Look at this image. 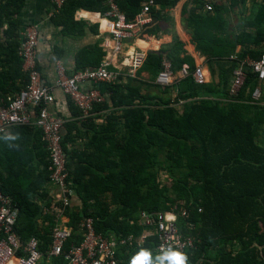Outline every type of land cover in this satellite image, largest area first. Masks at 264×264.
I'll return each mask as SVG.
<instances>
[{
  "label": "trees",
  "instance_id": "obj_1",
  "mask_svg": "<svg viewBox=\"0 0 264 264\" xmlns=\"http://www.w3.org/2000/svg\"><path fill=\"white\" fill-rule=\"evenodd\" d=\"M145 1L118 0V4L130 22ZM178 1L155 0L152 21L143 29L156 27L163 18L161 11ZM253 1H261L259 10L255 17L245 19L246 28L238 26L234 36L228 32L225 18L229 8L215 2L212 11H205L201 0H190L183 9L182 21L191 31V43L206 56L209 82L198 84L191 75L164 88L156 82L164 57L175 70L184 63L191 69L196 66L185 44L175 38L165 52L148 51L135 75L125 76L126 82L121 72L115 82L103 83L106 99L93 107L90 116L81 118V111L67 96L80 126L64 124L62 144L69 157L71 188L79 201L65 209L67 225L72 228L65 252L82 244L79 225L85 218H92L96 233L106 238L140 240L155 229L141 223L142 214L169 211L172 205L182 236L193 239V246L184 251L188 264H264V147L257 139L264 135V129L258 130L264 124V90L260 100L252 99L259 82L247 66L242 87L231 91L238 59L264 53V0ZM24 5L25 0H0V97L4 99L19 94L30 81L19 55L18 16ZM81 9L104 14L108 6L106 0H67L54 16L55 26L66 37L84 34L86 24L76 20ZM201 9L205 13H199ZM58 49L56 59L61 60ZM233 54L238 57L231 59ZM104 55L97 44L81 48L75 72L98 66ZM37 68L40 72L39 63ZM142 71L149 73L150 83L160 93L174 89L175 97L143 93L139 85L131 83L136 78L141 84L146 81ZM182 100L187 101L179 113L174 103ZM164 108L171 112L163 113ZM103 111L107 113L104 122L98 124L96 119ZM75 130L78 137L87 138L82 152L68 146L77 137ZM11 132L12 138L0 135V189L19 210L16 233L23 242L32 237L39 240L41 264H64L63 258L47 254L51 231L59 222L51 210L49 152L42 132L29 125L13 127ZM71 159L77 163L74 168ZM160 169L172 179L167 197L159 183ZM45 207L48 213H44ZM158 245V236L152 235L142 246L121 249L119 258L122 264H129L141 247L155 255Z\"/></svg>",
  "mask_w": 264,
  "mask_h": 264
},
{
  "label": "built area",
  "instance_id": "obj_2",
  "mask_svg": "<svg viewBox=\"0 0 264 264\" xmlns=\"http://www.w3.org/2000/svg\"><path fill=\"white\" fill-rule=\"evenodd\" d=\"M54 5L55 13L61 12L67 0H50ZM205 11H212L216 0H201ZM108 10L104 15L111 22V42L109 46L113 54H118L125 41L138 37L143 27L152 21L150 11L156 7L155 0H146L142 4L141 12L134 21H127L125 13L120 9L118 0H106ZM40 30L36 26L26 27L21 36L19 55L24 60V68L30 73L28 85L17 95L0 97V135H6L16 126H34L41 130L42 140L49 152V187L52 197V211H55L58 224L51 231L52 242L47 251L48 257L63 258L64 264H122L119 255L121 249L127 246H142L145 240L153 235L158 236L159 245L177 247L182 251L193 246L192 238H184L180 231L175 210L158 212L154 214L143 213L141 223L148 228L154 227V231H148L140 240L130 237L125 240L106 238L97 234L92 218H85L79 225L83 236V242L78 247H72L65 252L64 246L72 233V228L61 223L65 217V209L77 202L76 195L71 188L69 157L63 148L65 120L53 112L51 106L55 102L54 91L60 90L68 96L72 103L81 111V118L92 114L93 107L102 103L106 95L98 88L84 90L82 85L87 82L109 84L115 82L120 71L110 68L112 61L108 54L103 56L98 66L67 74L65 67L60 63L57 66V77L52 85L44 84L41 73L38 71V48L40 45ZM107 50V48L105 49ZM104 50V51H105ZM238 56L233 54L231 59ZM145 54L135 51L128 74L135 75L142 65ZM239 64L233 70L231 91L237 92L246 78V67L256 73L258 84L252 91V99H261L264 90V53L259 57L247 55L238 59ZM162 69L156 78L161 87L172 86L176 81L191 75L196 83L205 84L211 80L210 73L202 63H196L194 69L184 63L181 68L175 70L171 61L164 57ZM38 109V111H35ZM62 204L59 206L58 204ZM49 209L44 208V213ZM175 217L166 220L165 214ZM19 210L13 199L2 193L0 189V264H38L43 254L39 249V240L35 237L23 242L16 233V223ZM182 215L186 212L183 210ZM103 257V259H101Z\"/></svg>",
  "mask_w": 264,
  "mask_h": 264
},
{
  "label": "crops",
  "instance_id": "obj_3",
  "mask_svg": "<svg viewBox=\"0 0 264 264\" xmlns=\"http://www.w3.org/2000/svg\"><path fill=\"white\" fill-rule=\"evenodd\" d=\"M190 0H179L171 7L162 10L163 18L156 27H148L142 29L137 38L125 41L123 48L118 54H113L109 46H112L111 40V22L110 20L100 12H92L84 9L79 10L76 13V20L83 21L86 24L85 32L82 36L66 37L61 28H58L54 24V16L56 15L54 5L50 0H25L23 10L18 16L20 23V34L28 26H36L41 33L40 45L38 48V63L39 70L41 72V78L44 84L52 85L57 77V66L61 63L64 65L67 74L71 75L75 72V59L77 52L85 46L99 45L105 50V54L109 52L112 64L111 68L124 73L123 81L128 80L125 76L130 70L132 63L133 53L141 51L146 54L148 51L162 52L168 47L174 44L175 38H179L184 44L185 48L195 60L199 58L197 63H202L204 67L209 71L208 64L206 63V56L197 51L195 46L191 43V32L187 28L186 24L182 21V11ZM98 14V15H97ZM107 21L104 28H101V22ZM61 51V60L56 59V49ZM240 47L236 48L239 51ZM165 52V51H164ZM127 61V63H125ZM141 75L145 78L149 76L147 71H142ZM211 76V73H210ZM84 90L100 89L105 90L107 86L103 83L87 82L82 85ZM172 90V89H171ZM153 94H161L159 89ZM55 102L51 106V109L55 114L61 116L65 122H76L79 117H74L71 111V104L68 97L64 95L60 90L54 91ZM171 96V95H170ZM96 114V113H95ZM106 112H100L96 123L101 124L104 122ZM77 127L80 126L77 123ZM65 133V128H63ZM78 134L73 131L75 137L74 143L69 144V148L82 152L84 149L87 138L78 137ZM13 133L10 131L2 138H12ZM1 138V137H0ZM77 163L71 159V166L74 168ZM153 235V234H151Z\"/></svg>",
  "mask_w": 264,
  "mask_h": 264
},
{
  "label": "rangeland",
  "instance_id": "obj_4",
  "mask_svg": "<svg viewBox=\"0 0 264 264\" xmlns=\"http://www.w3.org/2000/svg\"><path fill=\"white\" fill-rule=\"evenodd\" d=\"M238 1H239L238 3L233 4L234 0H216L217 4L229 8V12L225 13V18H226L227 24H228V32L231 33V36H234L235 33L237 34L239 32L238 26H242L243 28L247 27V20H245V19L255 17L257 11L260 8L258 5H260V3H261V1H253V0H243V1L238 0ZM198 12L202 13V14L205 13V11L202 9L199 10ZM238 47H240V46H238ZM197 61H199V58H197L196 63H197ZM142 79L146 80L143 84L140 83L138 78L132 80L131 83L132 84L134 83V85H139V88L143 93H149L152 95H157V94H153V93L156 90H158L159 88L156 86V84L150 83L151 82L150 81L151 80L150 75L145 77V78H142ZM175 95H176V91L174 89H172V90L170 89L169 93H167V92L161 93L159 96H161L163 99H167L169 97L174 98ZM186 101L187 100H182L176 104L174 103L175 111L181 113V111L184 108V104L186 103ZM164 112L170 113L171 111L169 112L167 109L164 108L163 113ZM119 128H120L119 131L123 132V128L122 127H119ZM263 129H264V124H261V126L259 127L258 130L260 132ZM257 139H258L259 143H261L264 147V135L263 134L259 135ZM163 158H164V153H161L160 159H163ZM158 178H159V183L161 185V189L163 190L164 195L167 197L168 194L170 195L172 179H171L170 175L167 173V171L164 169L159 170V177ZM170 207H171V209L169 211L176 209V206L171 205ZM169 211H163V212H169ZM175 214L177 215L178 213L175 212ZM68 221H69V218H68V216L65 215L64 219L62 218L60 222L67 225ZM38 264H41V262H39Z\"/></svg>",
  "mask_w": 264,
  "mask_h": 264
},
{
  "label": "clouds",
  "instance_id": "obj_5",
  "mask_svg": "<svg viewBox=\"0 0 264 264\" xmlns=\"http://www.w3.org/2000/svg\"><path fill=\"white\" fill-rule=\"evenodd\" d=\"M106 24V20L102 21L101 28L103 29ZM165 219L173 220L175 217L166 213ZM129 264H188V256L184 251L171 245L161 246L160 251L155 255L151 249L141 247L130 257Z\"/></svg>",
  "mask_w": 264,
  "mask_h": 264
}]
</instances>
